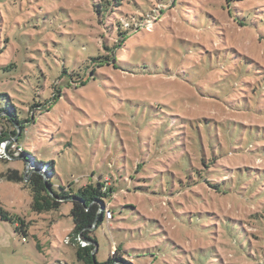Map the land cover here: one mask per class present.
Here are the masks:
<instances>
[{
  "label": "rangeland",
  "instance_id": "rangeland-1",
  "mask_svg": "<svg viewBox=\"0 0 264 264\" xmlns=\"http://www.w3.org/2000/svg\"><path fill=\"white\" fill-rule=\"evenodd\" d=\"M94 55L117 66L92 75ZM0 95V174H31L25 148L58 192L114 186L99 263L264 264V0H0ZM208 171L231 193L191 186ZM31 204L0 175L26 231L0 219V264H85L73 203Z\"/></svg>",
  "mask_w": 264,
  "mask_h": 264
},
{
  "label": "trees",
  "instance_id": "trees-1",
  "mask_svg": "<svg viewBox=\"0 0 264 264\" xmlns=\"http://www.w3.org/2000/svg\"><path fill=\"white\" fill-rule=\"evenodd\" d=\"M106 2H110L111 0H105ZM129 26V25H128ZM131 27V26H130ZM93 61V69L91 71L92 75H95L97 68L106 64L111 63V65L117 66V58L112 56H102V55H94L91 56ZM77 75H80V83L81 85L86 84V79H84L80 71H75ZM61 96V92L58 94ZM58 95L56 97H58ZM1 96V95H0ZM2 109H0V114L2 113ZM2 116H0V120ZM6 120L11 126L14 127V131L12 132L13 136H17L24 129V122H21L18 117L14 115H9V119L3 118ZM2 121V120H1ZM28 133V132H27ZM26 133V134H27ZM24 134V133H23ZM22 134V135H23ZM10 140V136L7 134H2L0 136V147ZM12 155V154H11ZM22 155L30 158L33 163V168L31 174L28 172L27 174H20L17 170L14 172H10V170L6 173L0 174L3 179L11 182H22L27 181L28 186L32 189V209L35 212H49L53 210H58L64 203L72 202L73 208L71 210V216L73 217L75 227L72 233L71 244L73 246H77V257L80 261L85 264H113V262L120 259V252H122L121 246L116 248L113 251L112 258L104 263H99L96 260V254L99 249V245L97 243V238L93 236L94 229L98 228V226L106 219V213L109 210V206L107 204L106 199H110L112 195L115 193L114 186L106 187L105 181L98 182V184H88L80 188L78 191L71 190L70 187L62 188L60 192L56 191L53 185V178L55 176V168L51 162L44 163L38 161L37 158L33 157L26 151L25 148L22 149ZM8 161V158H0V161ZM141 167V166H140ZM210 166L208 165L207 168ZM201 172L204 173L203 170ZM210 171L204 176L200 174L201 180L193 181L191 186L194 188L197 184H201L204 181V184H209L215 193L227 194L231 193L226 188H222L221 183H214L210 179ZM148 179V178H147ZM112 211V209L110 208ZM113 214V211H112ZM114 217V214H113ZM264 217V216H263ZM0 219L5 222H11L16 225L17 232H26L25 231V222L20 217H13L7 211H5L0 206ZM113 219V218H112ZM111 219V220H112ZM107 220V219H106ZM110 220V221H111ZM109 222V220H107ZM260 227L264 228L263 219L259 220ZM232 229L241 233L235 225L233 224ZM79 239H83L87 242L86 245L79 241ZM117 244H115L116 246ZM98 247V248H97ZM212 256V255H211ZM259 259V257H257ZM257 259V260H258Z\"/></svg>",
  "mask_w": 264,
  "mask_h": 264
},
{
  "label": "built area",
  "instance_id": "built-area-1",
  "mask_svg": "<svg viewBox=\"0 0 264 264\" xmlns=\"http://www.w3.org/2000/svg\"><path fill=\"white\" fill-rule=\"evenodd\" d=\"M6 152H5V149H4V144L0 147V158H6ZM113 218V214H112V211L111 210H108L107 213H106V219L107 220H111ZM70 241H67V244H69ZM83 246L85 245V243H82Z\"/></svg>",
  "mask_w": 264,
  "mask_h": 264
},
{
  "label": "water",
  "instance_id": "water-1",
  "mask_svg": "<svg viewBox=\"0 0 264 264\" xmlns=\"http://www.w3.org/2000/svg\"><path fill=\"white\" fill-rule=\"evenodd\" d=\"M28 172H26L25 174H27ZM98 248V247H97Z\"/></svg>",
  "mask_w": 264,
  "mask_h": 264
},
{
  "label": "crops",
  "instance_id": "crops-1",
  "mask_svg": "<svg viewBox=\"0 0 264 264\" xmlns=\"http://www.w3.org/2000/svg\"><path fill=\"white\" fill-rule=\"evenodd\" d=\"M15 227H16V225H15Z\"/></svg>",
  "mask_w": 264,
  "mask_h": 264
}]
</instances>
